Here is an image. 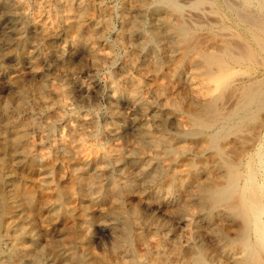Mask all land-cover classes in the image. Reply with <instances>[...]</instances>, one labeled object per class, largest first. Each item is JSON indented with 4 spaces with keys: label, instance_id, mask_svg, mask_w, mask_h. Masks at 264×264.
Masks as SVG:
<instances>
[{
    "label": "bare ground",
    "instance_id": "obj_1",
    "mask_svg": "<svg viewBox=\"0 0 264 264\" xmlns=\"http://www.w3.org/2000/svg\"><path fill=\"white\" fill-rule=\"evenodd\" d=\"M116 1L0 0V57L29 65L0 98V264H264V0ZM68 50L103 71L111 116L122 101L142 116L129 141L101 152L109 127L73 108L69 80L87 86L57 67ZM59 216L46 249L24 243ZM96 225L110 242L87 260Z\"/></svg>",
    "mask_w": 264,
    "mask_h": 264
},
{
    "label": "rangeland",
    "instance_id": "obj_2",
    "mask_svg": "<svg viewBox=\"0 0 264 264\" xmlns=\"http://www.w3.org/2000/svg\"><path fill=\"white\" fill-rule=\"evenodd\" d=\"M105 4L110 5H116V0H105ZM108 1V2H107ZM112 2V4H111ZM117 24V25H116ZM118 20L117 18L113 19V29L118 30ZM115 27V28H114ZM115 31L113 30L112 33L108 34V40L110 42H113L115 40ZM59 41V42H58ZM54 47H56L59 50L65 49L68 45L65 40V38L58 39L53 42ZM30 51L33 52L35 49V46L29 47ZM38 54L36 56H39L38 61H40L42 69L45 71L50 66L48 64H55L54 61V55L52 54V50L50 46L45 45L41 49H37ZM69 50L67 51V53ZM70 59V63L66 66L65 63H58V70H66L71 69L72 71H75V74L73 75L72 79H78L81 83L85 84L87 86V91H82L72 82L73 80H69L71 83V86H73V96H72V102H73V108L78 112H92L97 120L102 124L103 127L107 126L109 129L107 132L103 135V144L104 146L100 148L101 152L104 151V149L111 144H114L116 142H127L129 141L133 135L137 132L138 125L134 124L135 121L138 119H143L140 115H134L127 110L126 103L124 101L120 102L118 104L120 110H121V117L114 118L109 113L110 103L112 101L113 97V91L107 84V81L102 78V75L104 77L103 71L100 72H94L92 69H90L86 63V59L82 54H66ZM28 61L24 60L19 55H16L15 57H11L9 59H1L0 57V98L5 99L8 97V91L5 89L6 81L13 76H16L18 73H25L28 69ZM81 66L83 68H81ZM46 73L48 71H45ZM97 73V74H95ZM264 75V74H263ZM262 77V76H260ZM5 78V79H4ZM94 97V98H93ZM124 114V115H123ZM264 115V112H262V116ZM138 118V119H137ZM127 119V120H126ZM134 120V121H133ZM119 127V128H118ZM258 127V125H257ZM114 128V129H113ZM259 129V128H258ZM123 132H122V131ZM261 130V129H259ZM133 131V132H132ZM264 131V128H262L261 132ZM114 132V133H113ZM118 132V133H117ZM107 137V138H106ZM116 137V138H115ZM115 138V139H114ZM118 139V140H116ZM108 143V144H107ZM26 166V167H25ZM63 171V170H62ZM20 172L15 174L17 176L16 178H13V182H15L18 178V181H23L29 176L32 175V168L28 165H24L20 167ZM22 174V175H21ZM19 175V176H18ZM28 175V176H27ZM63 175L65 177V180L68 179L69 174L68 170L65 169L63 172ZM59 176L58 173H56V177ZM24 177V178H22ZM94 210H97L96 208ZM93 210V212H94ZM49 213H43L41 216L43 219H47V215ZM92 214V213H91ZM99 215L98 213H95V216ZM37 220L36 223V235H33L32 237H29L24 242L26 245L28 244L34 250H43L47 248V244L52 242L53 232L57 231H65L66 227H69V219H65L64 216H59L56 218L55 221H52L51 223H47L45 220ZM10 220V219H9ZM8 224V220H7ZM98 225V224H97ZM96 226L93 227V238L91 239V242L87 243L83 240L84 244H81L78 247V253L80 256H83L87 260H99L96 259L99 255V248H98V242H102V244H109L110 238L106 234V232L99 230V228ZM5 225L1 226L0 228V234L2 233V236H5L4 238L9 239L7 237L6 231L3 230V227ZM98 228V229H97ZM43 229V230H42ZM38 232V233H37ZM66 232V231H65ZM6 234V235H5ZM51 235V237H50ZM67 235V234H66ZM56 239V238H55ZM28 241V242H27ZM9 244V243H8ZM7 244V246H8ZM42 245V246H41ZM40 246V247H39ZM6 247V246H5ZM39 247V248H38ZM4 249V250H3ZM11 246L6 248L0 249V263L4 260V257L7 256L8 251H10ZM3 253V254H2ZM84 253V254H83ZM83 254V255H82ZM3 258H2V257ZM68 254L62 252V259L68 258ZM97 256V257H96ZM99 258V257H98ZM62 259L56 258L54 256L48 255L43 260V264H59V261H62ZM50 261V262H49ZM53 261V262H52ZM27 264V262H26ZM29 264V263H28Z\"/></svg>",
    "mask_w": 264,
    "mask_h": 264
}]
</instances>
